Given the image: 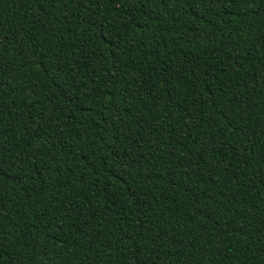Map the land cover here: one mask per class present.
<instances>
[{
	"label": "trees",
	"instance_id": "obj_1",
	"mask_svg": "<svg viewBox=\"0 0 264 264\" xmlns=\"http://www.w3.org/2000/svg\"><path fill=\"white\" fill-rule=\"evenodd\" d=\"M0 264H264V0H0Z\"/></svg>",
	"mask_w": 264,
	"mask_h": 264
}]
</instances>
